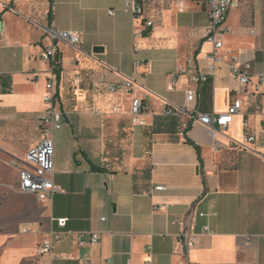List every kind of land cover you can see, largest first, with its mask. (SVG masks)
Here are the masks:
<instances>
[{"label":"crops","instance_id":"crops-1","mask_svg":"<svg viewBox=\"0 0 264 264\" xmlns=\"http://www.w3.org/2000/svg\"><path fill=\"white\" fill-rule=\"evenodd\" d=\"M138 1L142 17L125 10L126 0H0V114L6 121L35 114L40 126L48 108L44 53L53 41L47 27L78 32L82 48L56 42L64 113L55 135L60 192L42 202L19 193L18 175L15 184L0 180L6 184L0 191V264H52L49 254L39 253L52 231L61 235L54 252L66 264H264L263 117L246 112L249 99L264 102V86L257 84L264 73V0L230 11L218 68L200 83L179 70L191 63L206 72L211 63L214 46L202 32L210 20L206 2ZM96 46L104 51L95 52ZM234 63L251 64L247 88L234 76ZM101 75L113 82L131 78L134 85L109 92L97 83ZM190 88L194 101L187 98ZM135 98L147 105L145 125L131 121ZM235 98L244 101L246 115H236L216 135L185 114H162L168 102L225 112ZM245 118L255 142L244 141ZM32 147L12 157L24 158ZM158 184L168 190H155ZM60 218H67L65 227ZM23 226L40 230L25 234ZM185 229L201 234L190 247L178 237ZM80 232H98L100 240L80 246Z\"/></svg>","mask_w":264,"mask_h":264},{"label":"built area","instance_id":"built-area-1","mask_svg":"<svg viewBox=\"0 0 264 264\" xmlns=\"http://www.w3.org/2000/svg\"><path fill=\"white\" fill-rule=\"evenodd\" d=\"M207 4V10L209 14V24L202 30L203 37L211 42L214 46L213 50L209 54L211 63L208 66L206 72L201 70H195L194 66L190 63L187 67L180 68V73H189L191 80L194 83L205 82L210 76L214 75L218 68V61L220 60L218 54L224 47L223 36L229 31L228 17L230 11L239 7L242 4L249 3L250 0H204ZM181 11H184V2L180 1ZM14 9V8H12ZM125 10L131 12L136 17H142L144 14V7L138 0H126ZM116 10L110 9V14H115ZM153 21H148L147 25L152 26ZM46 33L53 41V44L46 48L44 57L50 63V75L48 76L46 84V94L44 97L45 103L48 108L40 117V126L42 127V136L40 140L34 145L25 155L24 158L12 157L8 164L12 168L18 170V187L21 192L34 194L40 201H51L55 194L60 192V187L55 184V152L56 132L63 128L64 113L60 108V95L57 91V71L59 68L58 52L56 42L65 41L74 46L75 48L82 50L81 48V36L78 32L70 30L58 29L55 25H51L46 28ZM251 64L240 65L234 63L232 65L233 74L236 79L239 80L243 87H248L252 82V74L250 73ZM257 84L264 86V73L257 75ZM175 80L172 81V85L175 84ZM97 83L109 92H129L134 81L131 78H127L123 82L108 81L105 75H101L97 78ZM171 85V87H172ZM255 95V93H252ZM187 98L189 101H194L196 98V90L190 88L187 92ZM147 110V105L142 99L135 98L131 104V121L133 124L145 125L146 122L141 118L144 111ZM246 112L248 114H261L264 127V102L260 100H253L252 98L247 102ZM164 116H180L185 114L194 123H201L207 126L213 135L217 132H223L234 121V117L238 114L246 115L244 111V101L239 98H235L231 101L225 112H211L201 113L197 112L193 108L187 105H177L168 102L162 109ZM191 124H187L186 128H189ZM249 121L244 119V141L246 143H252L257 140L256 134L248 129ZM241 145L246 146L243 142ZM155 190L166 191L168 187L162 184L154 186ZM162 207V206H160ZM60 227H65L67 224V218L57 219ZM39 227L27 226L23 228L22 232L37 233ZM208 226L204 227L203 233H208ZM200 233H196L192 230H182L178 237L180 241L187 247H190L196 243ZM88 236V237H87ZM61 235L58 232L52 231L48 237H46L40 244L39 253L49 254L52 259V264H66V258L61 257L54 252V243L60 239ZM100 240L98 232L85 233L80 232L75 236V242L84 246L87 244H95ZM194 264V263H190Z\"/></svg>","mask_w":264,"mask_h":264},{"label":"rangeland","instance_id":"rangeland-1","mask_svg":"<svg viewBox=\"0 0 264 264\" xmlns=\"http://www.w3.org/2000/svg\"><path fill=\"white\" fill-rule=\"evenodd\" d=\"M36 116L37 115L35 114L26 115L21 121L13 122L6 121L0 114V149H2V151H0V170L6 168L5 171L0 172V180L2 179L6 183L11 182L12 184H15V182L17 181L18 172L14 168L9 167L5 161L10 160V157L12 156H24L26 151L31 146L36 145L40 140L42 136V127L39 126L36 120ZM110 131L112 132V136L116 133L114 130ZM5 185L6 184L0 183V191L4 188ZM16 185L19 193L30 195L32 196V200H35V197L33 195L21 192L17 182ZM9 189L11 191L12 197H14L16 195L15 192L12 188ZM25 203L29 204V201H26ZM25 227L27 226H23V228Z\"/></svg>","mask_w":264,"mask_h":264},{"label":"water","instance_id":"water-1","mask_svg":"<svg viewBox=\"0 0 264 264\" xmlns=\"http://www.w3.org/2000/svg\"><path fill=\"white\" fill-rule=\"evenodd\" d=\"M94 51H95V52H103V51H104V48L101 47V46H96V47L94 48Z\"/></svg>","mask_w":264,"mask_h":264},{"label":"trees","instance_id":"trees-1","mask_svg":"<svg viewBox=\"0 0 264 264\" xmlns=\"http://www.w3.org/2000/svg\"><path fill=\"white\" fill-rule=\"evenodd\" d=\"M92 169H93V170H101V168H99V167H95V166H94Z\"/></svg>","mask_w":264,"mask_h":264}]
</instances>
